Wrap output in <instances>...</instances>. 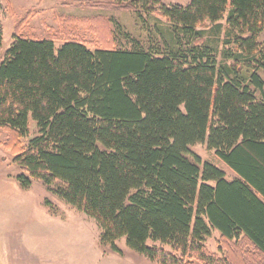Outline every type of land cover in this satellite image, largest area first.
I'll return each instance as SVG.
<instances>
[{
    "label": "trees",
    "instance_id": "16d2710c",
    "mask_svg": "<svg viewBox=\"0 0 264 264\" xmlns=\"http://www.w3.org/2000/svg\"><path fill=\"white\" fill-rule=\"evenodd\" d=\"M85 5L149 33L112 20L91 51L16 28L2 52L0 26V129L20 188L40 183L92 219L114 254L124 238L153 264H264V0ZM28 115L38 135L23 145ZM204 142L233 179L199 166L189 148Z\"/></svg>",
    "mask_w": 264,
    "mask_h": 264
},
{
    "label": "rangeland",
    "instance_id": "374dc122",
    "mask_svg": "<svg viewBox=\"0 0 264 264\" xmlns=\"http://www.w3.org/2000/svg\"><path fill=\"white\" fill-rule=\"evenodd\" d=\"M109 1L0 0L2 52L9 48L16 28H20L21 34L38 39H42L47 34L56 35L58 40L55 43L56 49L59 48L60 41L66 37V34L73 33L79 35L91 51L98 46L95 43L98 35L103 40L112 38L111 32L114 26L112 20L119 23L122 30L131 36L141 38L148 35L144 19L136 18L129 11L93 8L85 5ZM152 18L161 19L158 14H153ZM107 30L111 35L105 34ZM97 32H99L98 35L94 37L93 35ZM261 38L264 39V35ZM28 128V135L22 139L23 145L38 135L31 115H28ZM5 138L6 134L0 129V218L3 221L11 218L18 221L13 237H26L27 234L22 231L27 228L35 230L33 234L36 240L39 239L36 247L51 248L52 261H59L60 264H92L91 260L94 261L98 256L114 254L99 245L100 229L92 219L57 199L40 183L33 184L27 190L20 188L17 177L21 174V170L12 163V156L4 150L2 143ZM189 149L200 159V167L208 163L223 171L227 180L235 177L215 153L208 149L206 142L191 146ZM45 202L53 208L52 212L49 211ZM217 237L218 235L213 233L206 242L207 249L211 252L216 251ZM42 239L47 243L42 244ZM151 244L153 243L148 241V245ZM116 246L122 252V255L118 256H124V254L136 256L151 264L142 255L129 250L124 238L118 240Z\"/></svg>",
    "mask_w": 264,
    "mask_h": 264
},
{
    "label": "crops",
    "instance_id": "0c3cea01",
    "mask_svg": "<svg viewBox=\"0 0 264 264\" xmlns=\"http://www.w3.org/2000/svg\"><path fill=\"white\" fill-rule=\"evenodd\" d=\"M191 1L192 0H160L164 5L179 6H186ZM16 224H18L16 219L11 218L3 221L0 218V264H60L59 261H52L50 257L51 248L36 247L39 239L36 240L33 234L35 230H29L27 228L22 231L27 234L26 237H13V234L16 233ZM45 243L47 242L42 239V244ZM91 262L92 264H150L139 257L126 256L125 254L124 256H118V254H109L108 256L102 257L98 256L94 261L91 260Z\"/></svg>",
    "mask_w": 264,
    "mask_h": 264
}]
</instances>
